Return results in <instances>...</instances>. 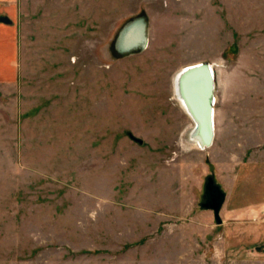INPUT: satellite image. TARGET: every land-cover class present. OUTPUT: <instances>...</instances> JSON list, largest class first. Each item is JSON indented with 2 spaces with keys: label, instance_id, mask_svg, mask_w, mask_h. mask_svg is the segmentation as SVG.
<instances>
[{
  "label": "rangeland",
  "instance_id": "obj_1",
  "mask_svg": "<svg viewBox=\"0 0 264 264\" xmlns=\"http://www.w3.org/2000/svg\"><path fill=\"white\" fill-rule=\"evenodd\" d=\"M18 7L0 16L16 42L0 75H17L0 78V264H259L255 224L224 234L201 204L209 176L224 190L264 160V0ZM141 17L147 48L121 53ZM199 63L215 74L209 148L183 103Z\"/></svg>",
  "mask_w": 264,
  "mask_h": 264
},
{
  "label": "crops",
  "instance_id": "obj_2",
  "mask_svg": "<svg viewBox=\"0 0 264 264\" xmlns=\"http://www.w3.org/2000/svg\"><path fill=\"white\" fill-rule=\"evenodd\" d=\"M19 0H0V16L8 15L13 18L19 16ZM7 27L0 25V32L6 30L9 33ZM13 30V28H12ZM4 35V32H1ZM0 43H6L10 49H13L16 42L15 38L0 37ZM4 44V45H6ZM12 51V50H11ZM11 57V54H10ZM9 57V58H10ZM7 63V56L5 54L0 55V66H4ZM5 67V66H4ZM0 78L4 82H17V75L11 74V76L3 74ZM256 160V159H255ZM255 160L244 161L242 165H239L238 170L232 173V179L230 180V186L227 187L224 184V191L226 193V201L220 212L223 224L217 225L219 231L225 234L227 227L236 225L242 226L247 223L255 224L253 242L255 249L249 253H256V263H264V160L258 166L255 164ZM224 183V181H221ZM211 220L215 219L213 211H206ZM211 212V213H209ZM207 216V215H206ZM210 218V217H209ZM210 220V219H209ZM216 222V221H215ZM212 224V223H211ZM210 230H213L214 225H210ZM242 237L239 236V240ZM243 240H247L244 235Z\"/></svg>",
  "mask_w": 264,
  "mask_h": 264
},
{
  "label": "water",
  "instance_id": "obj_3",
  "mask_svg": "<svg viewBox=\"0 0 264 264\" xmlns=\"http://www.w3.org/2000/svg\"><path fill=\"white\" fill-rule=\"evenodd\" d=\"M148 24L147 20L144 17L135 19L134 21L127 24L117 39V48L121 53H133L138 50H144L148 46ZM198 71H203L207 79V114L206 121L204 124L199 123L196 116L186 108L187 112L191 115L194 124L195 131L192 137V141L204 148L200 143H197L196 139L198 138L197 133L202 128L206 130V135L204 136V145L208 148L212 146L215 137V74L212 65L199 63L190 67L185 68L181 75L190 74ZM185 106V105H184ZM197 135V136H196ZM132 139L136 140L139 143H143L142 140L137 139L131 136ZM226 201V193L221 188V186L216 182L214 176H209L205 184V201L201 204V208L208 211H213L215 221L217 225L223 224L221 219L220 212Z\"/></svg>",
  "mask_w": 264,
  "mask_h": 264
},
{
  "label": "bare ground",
  "instance_id": "obj_4",
  "mask_svg": "<svg viewBox=\"0 0 264 264\" xmlns=\"http://www.w3.org/2000/svg\"><path fill=\"white\" fill-rule=\"evenodd\" d=\"M186 92H185V100L184 105L190 110L192 113L197 111L199 112V108L201 107V124H204L206 121L207 114V79L203 71H198L194 73L187 74L186 76ZM197 101L200 107L197 104ZM196 113V112H195ZM206 130L201 128V140L204 143V136L206 135Z\"/></svg>",
  "mask_w": 264,
  "mask_h": 264
}]
</instances>
